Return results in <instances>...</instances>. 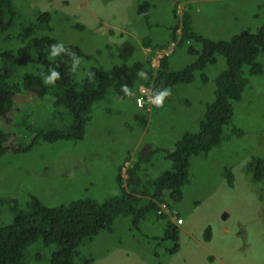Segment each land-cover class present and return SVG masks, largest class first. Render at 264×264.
<instances>
[{"label": "rangeland", "instance_id": "1", "mask_svg": "<svg viewBox=\"0 0 264 264\" xmlns=\"http://www.w3.org/2000/svg\"><path fill=\"white\" fill-rule=\"evenodd\" d=\"M9 1L13 15L10 27L0 32V50L14 51L42 35L75 45L89 56L81 58L75 80L86 77L90 68L132 66L142 59L140 42L152 45L168 39L175 22L173 8L178 14L187 7L193 29L213 40L264 28V0H145L146 17L136 11L142 0ZM40 11L49 12V31L35 25ZM129 47L130 54L121 58ZM168 50V69H179L195 58L186 44L174 46L171 52L170 45ZM255 61L260 71L249 74L243 67L247 83L240 97L231 101V120L222 127L218 144L188 157L179 199L165 193L164 216L152 211L143 218L116 214L111 229L77 246L73 264H264V177L254 181V171L247 169L252 159L264 163V55ZM156 64L154 58L151 65ZM20 67L12 78L22 89V73L34 67ZM224 67V58L216 54L215 61L194 71L190 81L168 86L172 94L162 108L150 103L147 110L136 108L132 97L108 93L92 104L81 139L39 140L30 147L36 130L65 128L70 121L49 95L32 91L16 96L0 118L7 133L0 156V225L12 220V205L24 209L32 198L53 207L78 198L103 201L116 193L120 166L124 178L123 169L136 162L141 182L168 170L165 152L183 133L198 130L207 104L214 99V78ZM136 73L123 77L132 92L145 81ZM141 116L144 125L139 124ZM176 217L182 224L176 223ZM167 221L178 229L174 253L168 252L174 241L164 238ZM205 229L210 232L208 241L203 240ZM52 247L40 240L30 243L19 264H49Z\"/></svg>", "mask_w": 264, "mask_h": 264}, {"label": "trees", "instance_id": "2", "mask_svg": "<svg viewBox=\"0 0 264 264\" xmlns=\"http://www.w3.org/2000/svg\"><path fill=\"white\" fill-rule=\"evenodd\" d=\"M147 7V2L142 0L136 6V11L146 17ZM172 14L175 22L169 27L167 40L152 45L147 40L140 42L141 47L148 48L145 53L138 48L142 59L134 61L132 66L122 63L113 65L108 70L101 67L90 68L86 71V77L80 80H75V73L69 71L68 63H65L68 60L66 56L61 54L62 56L56 58L50 57L48 45L60 42L49 35L31 38L14 51L0 50V118L9 112L16 96L32 91L35 94V91L39 95L51 96L53 104L62 107L70 121L65 128L36 130L29 147L39 140L52 142L60 139H81L85 124L90 117L92 104L108 93L122 97L124 93L121 85H127L123 80L126 74L141 69L148 73V79L144 84L136 87L134 95L131 96L134 100L136 96L141 95L143 106H146L145 110H147L150 104L143 95V89L156 90L172 84L188 82L193 78L194 71H201L206 64L213 63L216 54L224 58L225 64L224 69L214 78V99L207 104L199 120L198 130L183 133L174 142L173 148L165 152L164 157L170 161L171 166L168 170L153 180L141 182L136 162L123 169L124 178L120 166L115 178L116 193L103 201L78 198L53 207L32 198L24 209L16 210L12 205V220L8 224L0 225V264H19L25 248L37 240H40L43 246L53 245L49 251V264H73L77 255V246L84 239H91L100 231L111 229L116 214L143 218L147 212L155 213L158 203L166 201L165 193L171 199H179L181 186L185 182L188 157L198 153L204 154L218 144L222 127L231 120V101L240 97L247 83L242 75L243 67H248L249 74L260 71L255 59L259 54L264 55V28L260 27L254 31L244 29L227 40H213L193 29L187 7L178 14L173 8ZM12 15L10 1L0 0V32L10 27ZM35 25L39 29L49 31V12H38ZM74 26L83 27L77 23H74ZM189 43L197 44V47ZM181 44H186L187 51L195 55L191 62L179 69H168L169 54L162 53L156 59V66L151 65L157 53L166 51L170 45L172 51L174 46ZM64 45L81 58L89 57L75 45ZM130 50L131 47L128 51H123L121 58L125 59L130 54ZM26 64L33 66L34 70L22 73L21 89L18 85L20 82L15 81L12 76L14 73H20V66ZM57 64L60 65L57 70L61 74V79L57 80L54 86L45 85L43 76L48 74L50 66L55 67ZM89 71L94 73L92 79L87 76ZM133 102L135 104V101ZM135 107L137 108L136 104ZM140 119L139 124L144 125L146 122L144 116ZM233 131L238 132L235 129ZM6 139L7 133L0 126V156L6 149ZM253 162L259 165V169L257 168L259 172L254 171L252 179L259 181L264 177V163L260 159ZM247 169L250 172L252 168L247 166ZM228 177L227 173V179ZM155 215L162 217L164 213L159 215L155 213ZM164 238L174 241L168 249L169 253H174L178 248L176 242L178 229L172 222H166ZM209 239L210 232L205 229L203 240Z\"/></svg>", "mask_w": 264, "mask_h": 264}, {"label": "clouds", "instance_id": "3", "mask_svg": "<svg viewBox=\"0 0 264 264\" xmlns=\"http://www.w3.org/2000/svg\"><path fill=\"white\" fill-rule=\"evenodd\" d=\"M49 49V55L52 58H56L59 56H66L68 58L65 63H68L69 71L72 73H77L79 66L82 63L81 57L78 56L74 51H72L70 48H67L63 42L60 43H52L48 45ZM171 51V50H170ZM70 61V63H69ZM60 67L59 64H57L55 67H49L48 74L43 76V83L45 85H52L54 86L56 81L61 79V74L57 70ZM87 76L89 79H92L94 76V73L92 71H89L87 73ZM136 76L147 80L148 79V73L144 71L143 69L138 70L136 73ZM121 90L125 94V96L131 97L134 95V93L131 91V89L127 85H121ZM143 95H145L148 99V103L153 105L156 108H162L164 106V101L166 98L170 97L172 94V90L170 87H163L156 90H149V89H143L142 90ZM137 104L140 106H143L142 100H137ZM122 171V170H121ZM164 203V202H161ZM160 204V203H158ZM157 204V206H158Z\"/></svg>", "mask_w": 264, "mask_h": 264}, {"label": "built area", "instance_id": "4", "mask_svg": "<svg viewBox=\"0 0 264 264\" xmlns=\"http://www.w3.org/2000/svg\"><path fill=\"white\" fill-rule=\"evenodd\" d=\"M169 50L167 49L166 51H164V52H159V53H157L156 55H155V59H158L160 56H161V54L162 53H167ZM137 100H142L143 101V99H142V96L141 95H139V96H136L135 98H134V101H135V104H136V106L137 107H141L140 105H138L137 104ZM167 212V208H166V205L164 204V203H160V204H158V208H157V210H156V214L157 215H159L160 213H166ZM175 220H176V223L177 224H180L181 223V219H179V218H175Z\"/></svg>", "mask_w": 264, "mask_h": 264}, {"label": "flooded vegetation", "instance_id": "5", "mask_svg": "<svg viewBox=\"0 0 264 264\" xmlns=\"http://www.w3.org/2000/svg\"><path fill=\"white\" fill-rule=\"evenodd\" d=\"M253 161H255V160H250L249 162H247V166L248 167H250V168H252L251 170H250V172H253V171H256L257 170V164L255 163V162H253ZM255 163V164H254ZM251 174V173H250ZM254 173H252V175H253ZM258 196H260V195H258ZM263 205V204H262ZM264 206V205H263Z\"/></svg>", "mask_w": 264, "mask_h": 264}, {"label": "crops", "instance_id": "6", "mask_svg": "<svg viewBox=\"0 0 264 264\" xmlns=\"http://www.w3.org/2000/svg\"><path fill=\"white\" fill-rule=\"evenodd\" d=\"M142 50H145L144 52L142 51ZM141 51L143 52V53H145V52H147L148 51V48H146V47H141ZM141 89V88H140ZM180 224H182V221H181V223Z\"/></svg>", "mask_w": 264, "mask_h": 264}]
</instances>
